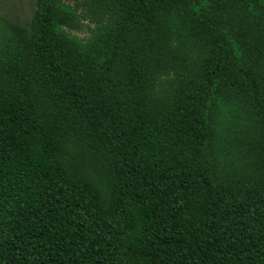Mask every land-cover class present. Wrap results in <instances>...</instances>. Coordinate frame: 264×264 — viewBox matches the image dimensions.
<instances>
[{"label":"trees","instance_id":"trees-1","mask_svg":"<svg viewBox=\"0 0 264 264\" xmlns=\"http://www.w3.org/2000/svg\"><path fill=\"white\" fill-rule=\"evenodd\" d=\"M0 264H264V0L2 12Z\"/></svg>","mask_w":264,"mask_h":264},{"label":"rangeland","instance_id":"rangeland-1","mask_svg":"<svg viewBox=\"0 0 264 264\" xmlns=\"http://www.w3.org/2000/svg\"><path fill=\"white\" fill-rule=\"evenodd\" d=\"M34 8V0H5L0 3V15L2 12H7L11 17L19 21L27 20L30 16L31 10ZM85 27L74 31L76 35L85 34Z\"/></svg>","mask_w":264,"mask_h":264}]
</instances>
